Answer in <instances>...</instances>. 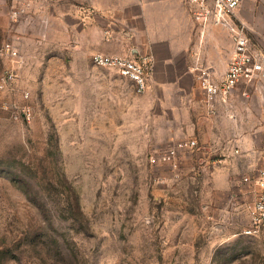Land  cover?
I'll return each mask as SVG.
<instances>
[{
  "label": "rangeland",
  "instance_id": "rangeland-1",
  "mask_svg": "<svg viewBox=\"0 0 264 264\" xmlns=\"http://www.w3.org/2000/svg\"><path fill=\"white\" fill-rule=\"evenodd\" d=\"M242 3L264 48V0ZM6 41L18 57L2 51ZM61 54L50 57V0H0V264H264V224L250 231L255 189L243 180L264 159V83L239 84L258 114L256 169L213 195L193 174L161 177L171 166L149 154L164 148L95 131L96 117L81 116L78 94L66 92ZM230 164L238 175L239 160Z\"/></svg>",
  "mask_w": 264,
  "mask_h": 264
},
{
  "label": "crops",
  "instance_id": "crops-1",
  "mask_svg": "<svg viewBox=\"0 0 264 264\" xmlns=\"http://www.w3.org/2000/svg\"><path fill=\"white\" fill-rule=\"evenodd\" d=\"M259 6L256 2L255 9ZM235 13L261 32L246 3ZM232 48L227 27L202 28L187 0H50V57L62 53L69 68L66 92L78 94L80 115L96 117L95 131L133 133L138 147L194 139V147L178 150V168L162 175L193 174L213 195L234 190L259 157L250 134L258 114L245 104L240 83L227 103L215 99L210 108L197 77L195 67L201 65L220 80ZM98 51L146 60L148 87L137 92L128 77L93 63ZM103 116H111L110 128L103 126ZM235 159L238 175L230 164Z\"/></svg>",
  "mask_w": 264,
  "mask_h": 264
},
{
  "label": "built area",
  "instance_id": "built-area-1",
  "mask_svg": "<svg viewBox=\"0 0 264 264\" xmlns=\"http://www.w3.org/2000/svg\"><path fill=\"white\" fill-rule=\"evenodd\" d=\"M187 2L191 6L192 15L199 21L202 28L223 25L227 27L233 43L231 59L220 80L214 79L208 69L203 66L195 67L199 71L197 75L199 84L206 93L210 108L215 99L227 103L230 94L240 82L246 81L255 87L263 84L264 48L252 40L244 23L234 18L235 10L241 0H187ZM21 10L16 9L14 14H18ZM2 51L11 57L19 56V48L12 41L4 42ZM92 61L97 65L112 67L119 74L131 79L137 92H143L148 87L151 65L144 59L98 51L92 54ZM11 77L13 72H8L4 78L7 80ZM243 94L246 95V91ZM21 111L23 115L29 113L26 107H22ZM195 145L194 139H186L161 151H152L149 154V162L150 164H167L175 169L178 162V150ZM244 179L246 180L247 177ZM251 182L255 189V199L249 207L250 231H257L264 224V160Z\"/></svg>",
  "mask_w": 264,
  "mask_h": 264
}]
</instances>
